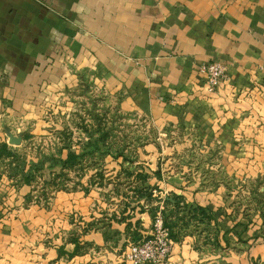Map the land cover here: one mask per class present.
I'll use <instances>...</instances> for the list:
<instances>
[{
	"label": "crops",
	"instance_id": "crops-1",
	"mask_svg": "<svg viewBox=\"0 0 264 264\" xmlns=\"http://www.w3.org/2000/svg\"><path fill=\"white\" fill-rule=\"evenodd\" d=\"M209 62L226 67L216 93L207 90L206 76L199 70ZM85 78L104 94L118 96L122 110L149 114L158 123L195 133L208 149L222 144L226 155L264 157L259 149L264 146V0H0L3 122L12 125L10 119L26 120L37 112L42 90L63 95L80 87ZM6 136L0 135V146L7 142ZM22 141L27 142V137ZM20 148L14 147L13 152L20 153ZM170 154L151 152L147 155L153 163L150 168L135 171L151 175L148 182L158 187V196L151 204L140 200L146 210L130 211L131 218L141 219L144 237L153 224L150 207L157 206V213L165 210L171 193L207 207L211 221L196 223L198 234L173 240L163 264H220V237L227 244L220 236V184L212 191L203 189L191 167H178L171 160V164L159 162L171 159ZM120 170L121 166H111L108 174ZM94 193L75 205L81 219L73 225L67 214L37 215V210L26 209L2 221L0 212V264H53L64 243L58 238V244L48 247L42 240L64 223L77 226V232L82 223L83 227L90 224L87 233L76 238L91 247L70 258L75 264H96L98 258L102 264H126L124 255L131 241L126 222L110 220L116 209L105 208L98 214ZM57 202L55 208L63 206ZM7 203L13 200L8 198ZM99 216L112 225H98ZM225 221L232 223V229L239 222ZM246 223L249 226L235 237L246 248L232 252L234 264L264 260V240L255 238L258 226ZM111 228L120 238L114 244L109 239ZM36 247L38 253L49 255L34 254ZM74 248L75 244L64 247L67 253Z\"/></svg>",
	"mask_w": 264,
	"mask_h": 264
},
{
	"label": "rangeland",
	"instance_id": "rangeland-1",
	"mask_svg": "<svg viewBox=\"0 0 264 264\" xmlns=\"http://www.w3.org/2000/svg\"><path fill=\"white\" fill-rule=\"evenodd\" d=\"M42 94L37 112H32L26 120L16 117V120L10 119V125L0 119V135L8 136L7 142L1 145L7 144L11 151L22 147L16 156L5 155L0 159V195H5V198L0 196L2 221L29 209L32 213L37 210V215L67 214L68 223L73 225L74 220L81 219L75 205L92 192H95L92 197L98 214L105 212V208L116 209L118 212L114 211L110 220L120 219L125 202H135L136 181L127 171L150 168L153 163L147 155L151 152L161 156L170 152L171 159L161 158L159 162L191 167L195 181L200 180L203 189L212 191L220 184V203H223L220 236L227 242L223 244L220 237V264H234L232 252L245 250L246 243L241 246L236 238L249 226V223L244 225L247 220L254 223L252 228L258 226L257 234L264 240V157L226 155L228 152L222 144L208 149V144L202 143L195 133L185 134L186 131L169 123H158L149 114L122 110L118 96L104 94L88 78L82 80L80 87L71 88L63 95L60 91L46 93L44 90ZM25 137L27 142L22 141ZM259 149L264 153V146ZM69 151L80 158L73 166L65 167L57 159L65 158ZM111 166H121L122 170L108 174ZM25 169L30 172L29 180L24 179ZM8 198L13 204L7 203ZM56 200L63 206L55 208ZM99 217L98 225H112L105 216ZM228 219L239 220L237 228L232 229V223L225 221ZM70 225H60L57 232L50 237L45 235L47 240H42L48 247H54L59 239L64 243L58 248L59 258L53 264H75L70 259L72 253H67L64 247L75 244L77 235L87 233L90 224L83 227L82 223L79 232L77 226ZM152 229L153 225L143 239L150 237ZM232 230L236 232L233 234ZM116 233L111 228L108 238L112 244L120 239ZM131 242L135 241H129L127 246ZM79 245L76 255L88 252L91 247L88 242ZM34 250V254L43 258L49 255L38 253L37 247ZM102 261L98 258L96 264Z\"/></svg>",
	"mask_w": 264,
	"mask_h": 264
},
{
	"label": "trees",
	"instance_id": "trees-1",
	"mask_svg": "<svg viewBox=\"0 0 264 264\" xmlns=\"http://www.w3.org/2000/svg\"><path fill=\"white\" fill-rule=\"evenodd\" d=\"M17 153L8 149L7 144H2L0 146V157L3 155L16 156ZM80 155L75 153L74 151H69L65 158L57 159V161L61 162L65 167L73 166ZM136 170H128L127 173L131 177L134 175ZM159 175V174H158ZM135 179L137 184L134 186L135 196L133 197L135 201H138L136 205H131L132 203L125 202V207L122 211V216L120 219H117L119 222H126V232L130 235L132 241H140L143 236L140 232L141 219L134 220L131 218L132 210L138 208L139 212H144L145 206L140 203V200L144 199L148 204H151L154 200H156L157 196H155L154 192L158 189V187L152 186L148 182V178H150V174L148 172L138 171L135 173ZM30 172H25L24 179L29 180ZM165 210L162 209V214L164 218V225L170 230V237L175 241H180L187 234H194L198 232V225L196 223H203L211 221L212 213L207 207H203L200 205L189 204L185 201L183 195H179L176 193H171L165 199ZM157 206H152L149 209V212L153 218L156 217ZM240 225V223L238 224ZM244 225H247V223ZM261 236L256 234L255 238H260ZM75 242V250L72 252V256L76 255L79 251L80 241L78 238L74 240ZM252 264H264V260L261 259H252Z\"/></svg>",
	"mask_w": 264,
	"mask_h": 264
},
{
	"label": "built area",
	"instance_id": "built-area-1",
	"mask_svg": "<svg viewBox=\"0 0 264 264\" xmlns=\"http://www.w3.org/2000/svg\"><path fill=\"white\" fill-rule=\"evenodd\" d=\"M200 72L206 76V88L214 93L226 76V68L218 62L201 65ZM150 237L131 242L125 251L126 264H163L168 259L173 246L170 230L164 225L162 212H158L153 220Z\"/></svg>",
	"mask_w": 264,
	"mask_h": 264
}]
</instances>
